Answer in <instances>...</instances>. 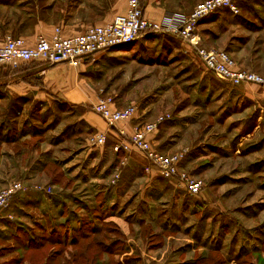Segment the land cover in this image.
I'll return each instance as SVG.
<instances>
[{
    "label": "rangeland",
    "instance_id": "374dc122",
    "mask_svg": "<svg viewBox=\"0 0 264 264\" xmlns=\"http://www.w3.org/2000/svg\"><path fill=\"white\" fill-rule=\"evenodd\" d=\"M202 1L193 0V8ZM252 11L264 16V5L241 9L236 16L215 14L211 19H217L216 23L198 26L195 33L205 39L201 47L228 51L239 67L264 76V26L252 29L260 23ZM208 31L215 35L213 41ZM188 48L173 35L148 34L136 46L125 47L120 56L108 58L111 51H105L82 64L87 65L86 83L95 95L112 98L117 108L137 107L133 126L170 115L159 125L152 146L160 154H184L185 171L204 185L195 197L174 182L154 179L139 165L133 173L138 180L125 184L131 174L112 152L114 128L94 112L93 104L33 101L16 113L15 120H9L5 118L8 98L0 99V125L14 137V142L0 144V189L14 181L26 186L18 207H6L10 208L8 222L21 231L0 227V240L6 241H0V264H41L46 256L59 254L116 255L126 237L115 222L101 219L103 238L85 228L69 242L64 241L65 231L60 245L57 230L45 237L46 231L39 229L44 218L52 225L58 223L56 209L70 222L71 211L90 209L98 191L121 195L118 206H131L135 212L127 220L144 228H132L129 236L148 248L158 249L169 241L173 247L193 238L204 246L201 249L194 241L196 264H225L234 255L238 264H264V122L260 119L264 90L241 86L246 99L240 97L234 105L226 97L234 91L232 84L206 70L196 49ZM84 111L103 123L107 137L103 146L90 142L99 129L78 121ZM38 186L51 192L38 191ZM80 219L91 222L87 216ZM18 232H23L24 246L11 239Z\"/></svg>",
    "mask_w": 264,
    "mask_h": 264
},
{
    "label": "crops",
    "instance_id": "0c3cea01",
    "mask_svg": "<svg viewBox=\"0 0 264 264\" xmlns=\"http://www.w3.org/2000/svg\"><path fill=\"white\" fill-rule=\"evenodd\" d=\"M193 3V0H141L144 16L151 21H159L165 15L173 13L187 16L193 9ZM125 9L126 0H117L115 4H113V0H59V2L54 0H0V43L6 36L9 35L13 38H22L27 44L31 45L39 37L50 39L53 36L54 30L56 28H60L63 36H73L83 32L89 26H101L111 22L116 15L123 14ZM244 20L245 19H241L242 22H244ZM156 34L168 36V34ZM147 35L148 34L140 36L135 41V46L140 40H142V38H144V36ZM196 37L200 43L205 42L204 37H202L200 33H196ZM131 44L134 45L133 43ZM131 44L106 50L111 51L108 52V58H112L109 56H120L123 54V52H125L123 49ZM116 50L119 51L112 52ZM185 50L189 51V48H185ZM110 53H117V55H110ZM86 66V64L78 65L76 67L66 64L51 66L39 62H30L20 65L19 68L14 69L13 71L10 70L8 74L2 71L0 72V86H4L5 88L6 96L4 100H7V98L27 99L25 100L24 105L26 103H32L33 101L38 103H51L52 101H55V99H59L62 102L68 104H93L95 93L91 91L89 85L86 83L87 75H84L86 73V71H84ZM2 70H4V67H2ZM122 108L118 107L117 109ZM137 114L130 123H120L116 127H113L114 130L111 131V136L114 140V143L112 142V146L121 139L118 135L119 128L123 127L127 134L131 132V126H133L132 123L138 118ZM79 120H83L88 127H97L99 129L97 130L98 132L105 130L103 123H101L100 120H97L87 111H84L78 115V121ZM158 132L159 130L154 135L152 143L155 142ZM120 159V164L123 165V167H126L125 170H127V173L131 174L128 176L125 184H129V181L134 183L136 180H138V178H136L138 176L133 175L136 170L135 168L138 167V165L141 167L145 166V158L140 152L132 149L126 155H122V158ZM180 166L185 170L182 163ZM153 177L154 179L157 178L159 180H164L158 177L155 173ZM120 179L123 180L122 177ZM99 192L100 191L95 193L94 202L92 206H90V209L77 210L74 208L71 211L73 213L70 214V222L68 218L62 217L65 216L64 213L59 214L60 209H56L58 223L56 225H52L49 223L48 218H44V224H41L39 229L42 231V233L46 231L45 237H51L50 233L54 231V229L57 230L56 235H58L60 238L57 239L59 241L57 242V245H60L64 241L71 242L74 240L75 235L81 233V229L83 230L82 232H84L85 228L87 231H94V237L103 238L104 236L102 233L104 232V229H102V227L104 223H101V219L106 223L115 222L122 231L124 237H126V242L124 245L123 243L120 244L121 248L119 249L118 253L116 255L109 254L107 256L104 255L101 257L90 255L66 256L63 254L51 257V255H49L46 256L41 264L197 263V261H193L192 257L193 253L196 251L194 248V241H198V247L201 249L204 247L201 246V242H199V240L189 238L187 241H185V243L178 241V243H174L173 241V247L170 246L171 242L169 241L158 249L148 248L141 240L139 244V240H134L132 235L129 236V234L132 228L138 230L139 228L144 227L141 225L130 224V222L127 220L128 216H130V214L133 215L132 213L135 211H133L131 206H127L128 203H125L122 207L118 206V201L122 197L121 195L118 196L117 194ZM139 195L142 196V194ZM21 196H23L22 193H17L11 199L9 205H16L18 207L19 204L16 202L18 201V198H22ZM100 196L104 197L100 200ZM83 198L85 197L81 196V199ZM137 198L138 197H136V200ZM9 211L10 208L0 210V227L7 228L8 226L12 231L20 230L16 224H11L8 222L7 215L9 214ZM84 216H87L91 221L88 222V225L81 222L82 220L80 218ZM61 220H63V223H61ZM17 222L21 224L19 219H17ZM22 224H24L26 227V225L29 223L22 221ZM64 232L66 235H68L66 240L62 241L65 239ZM22 233L23 232H18L17 236L11 239L24 246L22 243L24 235ZM71 233H73V238L71 237ZM186 236L189 237L188 235ZM108 238H105V240H108ZM231 260L232 261L230 262L224 261V263L238 264V255H234Z\"/></svg>",
    "mask_w": 264,
    "mask_h": 264
},
{
    "label": "built area",
    "instance_id": "2783aa9c",
    "mask_svg": "<svg viewBox=\"0 0 264 264\" xmlns=\"http://www.w3.org/2000/svg\"><path fill=\"white\" fill-rule=\"evenodd\" d=\"M239 0H204L193 8L189 15L167 14L159 21H151L144 16L141 0H126L123 14L116 15L111 22L101 26H89L83 32L73 36H63L60 28L54 30L50 39L39 37L33 44H27L22 38L6 36L0 43V66L17 69L20 65L30 62L48 65L66 64L76 67L85 60L103 51L135 42L144 34H168L179 38L187 47L196 49L199 60L204 68L234 86L255 85L264 90V76L238 66L234 59L224 50L201 47L196 37L198 22L219 11L227 10L231 15L239 14ZM110 97L95 95L93 110L111 127L120 123H130L137 114V107L130 105L122 109L114 107ZM171 117L169 114L158 116L154 121L143 125L131 126L126 133L123 127L118 129L119 142L112 146L113 152L125 155L134 149L146 160V174L174 182L190 196H197L202 191L203 182L181 168L184 154L164 155L152 146L153 137L161 125ZM260 119L264 122V100L260 109ZM103 132L93 134L92 145L103 146L106 142ZM118 178V175H115ZM38 191L51 192V188L36 187ZM26 191L20 181L9 183L0 189V210L6 208L11 199Z\"/></svg>",
    "mask_w": 264,
    "mask_h": 264
},
{
    "label": "trees",
    "instance_id": "16d2710c",
    "mask_svg": "<svg viewBox=\"0 0 264 264\" xmlns=\"http://www.w3.org/2000/svg\"><path fill=\"white\" fill-rule=\"evenodd\" d=\"M258 5H261L263 7L264 0H257V1H255V0H239V2H238L239 9L240 10L244 9L246 11L249 10V9H252V8H257ZM261 10H263V8ZM252 12H253V16L255 17L254 19H257V21L260 22L258 25H254L253 24L252 25V27H253L252 29H254V28H258L259 29L260 28V24H261V26H264V16L260 15L258 13V11H256L255 13H254V11H252ZM218 13H228V14H230L227 10L216 11V12L210 14L209 16L201 19L198 22V26L205 25L206 23H216L217 19L214 20V19H211V18H213V16L215 14H218ZM262 14H264V11H262ZM206 30L207 29H203V32H206ZM207 33L209 34L210 32L208 31ZM210 35L213 36L212 39H211L213 41L215 35H212L211 33H210ZM236 40L242 41V39H238V38ZM226 52L229 53L228 51H226ZM5 70L10 71V69H8V68H6L4 70H2V68H0V72L5 71ZM240 87L241 86L231 85V88L234 91H236V93L233 91L231 94L226 95L227 101L231 102L233 100L234 101V105H235L237 103L236 101H237L238 98L243 97L242 100L246 99V97H244L243 93L242 92L240 93V91H241ZM5 96H6L5 88H4V86H0V99L4 100ZM25 100H27V99H22V98H13L12 99V98H9L8 99V101H9L8 107H7V110L5 111V116H6L5 118H7L9 120H15L17 118L16 113H18V112L20 113L22 111ZM244 104L245 103L243 102L242 105H244ZM4 129H5L4 128V124L2 123L0 125V138H3L4 140H2V142H0V144L14 142V137L12 135L10 136L9 131L8 130H4ZM114 155L119 159V158H122V155H124V153L123 152H114ZM119 160L121 161V159H119ZM184 161H185V158L182 159L181 163L183 164ZM55 196H57V194H55ZM81 222L83 224H87L88 225V222H86L84 220H82ZM82 231L83 230L81 229L80 232L83 233ZM72 246H75V244H73ZM105 246H107V245H104V252H107L108 248H106Z\"/></svg>",
    "mask_w": 264,
    "mask_h": 264
}]
</instances>
